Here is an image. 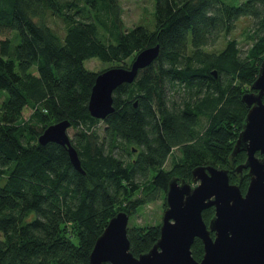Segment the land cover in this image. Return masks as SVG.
Listing matches in <instances>:
<instances>
[{"label":"trees","instance_id":"obj_1","mask_svg":"<svg viewBox=\"0 0 264 264\" xmlns=\"http://www.w3.org/2000/svg\"><path fill=\"white\" fill-rule=\"evenodd\" d=\"M51 15L63 34L47 22ZM240 19L245 48L232 32ZM221 36L223 46L210 49ZM156 43L158 55L113 90V111L92 116L98 71L85 59L127 67ZM263 57L264 0H155L153 24L130 28L117 0H0V264H90L113 214L164 197L171 177L191 181L198 164L226 168L244 192L247 168H234L246 152L231 151L248 110L241 95L253 90ZM63 118L84 173L64 146L38 142ZM213 213L202 210L206 222ZM127 235L137 255L156 241L159 225L128 223ZM191 253L201 258L200 238Z\"/></svg>","mask_w":264,"mask_h":264},{"label":"water","instance_id":"obj_2","mask_svg":"<svg viewBox=\"0 0 264 264\" xmlns=\"http://www.w3.org/2000/svg\"><path fill=\"white\" fill-rule=\"evenodd\" d=\"M158 51V43L146 46L129 66L111 65L98 71L87 103L90 114L104 118L113 111V90L122 82H131ZM251 86L253 90L241 95L248 110L231 151L232 157L238 151L246 152L245 160L234 168H247L245 191L230 181L226 168L198 164L191 170V181L175 176L169 179L159 236L148 250L137 255L130 250L129 214L120 209L96 237L89 253L90 264H264V57ZM69 126L66 118L51 122L37 139L39 143L55 141L64 146L71 164L84 173L67 131ZM208 206L214 207V213L206 222L202 210ZM195 237L203 245L200 259L191 253Z\"/></svg>","mask_w":264,"mask_h":264},{"label":"rangeland","instance_id":"obj_3","mask_svg":"<svg viewBox=\"0 0 264 264\" xmlns=\"http://www.w3.org/2000/svg\"><path fill=\"white\" fill-rule=\"evenodd\" d=\"M228 3L238 4L242 0H224ZM118 5L120 7V16L122 19V23L124 28H130L134 24L142 23L147 26H151L153 24L154 19V6L155 0H117ZM47 22L57 29V31L61 34L64 33V23L63 21L54 15H51L47 18ZM246 19H240L236 21L235 28L232 32L235 34L238 39V45L242 48H245L248 45V40L245 38L244 27L246 25ZM232 33L229 34V36ZM225 38L221 36L219 40L210 46V49H219L223 46ZM84 64L87 68L99 71L109 66L110 63L101 61L97 57L93 56L85 59ZM31 112V108L29 106H25L23 108V115L28 116ZM206 118L204 116L201 117L200 127L203 128L205 125ZM99 126L103 125L100 121L98 123ZM70 136L73 134V128L71 126L67 129ZM179 150L177 147L172 149V152L168 155L165 161V167H169L172 154L178 153ZM241 172V171H238ZM236 183V182H235ZM166 207L165 196L162 195L154 198L152 200H148L132 214L129 215L128 223L132 224H158L161 222L163 210ZM2 237V232L0 231V238Z\"/></svg>","mask_w":264,"mask_h":264}]
</instances>
